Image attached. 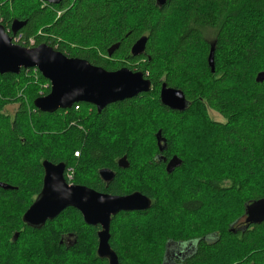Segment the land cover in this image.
Instances as JSON below:
<instances>
[{"label": "trees", "instance_id": "16d2710c", "mask_svg": "<svg viewBox=\"0 0 264 264\" xmlns=\"http://www.w3.org/2000/svg\"><path fill=\"white\" fill-rule=\"evenodd\" d=\"M120 1L61 0L59 3L51 4L42 0H0V24L13 42L20 35L16 43L29 46L30 37H34L35 43L31 46L47 43L68 57L83 58L107 70L126 66L133 71L143 72L152 85L149 92L110 103L99 112L89 103L78 102L70 108L49 113L42 112L33 105L36 97L48 93L50 89L49 81L36 68L21 69L19 74H0V81L6 82V85H2L5 87L2 95L0 94V182L11 186L9 189L0 187V255L2 252L5 255L4 261L0 258V264H12L20 252V240L26 235L34 238L33 248L42 254V257L39 254H30L34 264H67L70 260L82 261L83 255L92 244L94 245L92 258L89 257L87 261H92L93 264H108L107 259H101L96 255L97 228L86 224L74 208L63 210L40 228L24 226L22 215L33 202V198H25L24 192L29 189L34 191L32 194L36 196L42 184V161L34 158L37 154L35 151L39 148L43 149L41 154L46 160L65 163V170L77 159V173L79 172L76 175L77 179L82 170L92 171L94 178L82 184L96 191L109 194L140 191L149 197L151 200L149 209L120 211L111 217L109 244L117 255L118 264H128L127 258L137 264H163L167 240L185 238L170 235V237L163 235L160 238L158 232H152L153 228L148 230L147 234H138L135 231L134 238H127L125 233L129 222L133 221L131 219L137 217L144 220L143 216L156 209L165 211L162 222L173 219L175 214L183 218L187 214L193 215L218 207L214 195L226 197L225 200L228 202H235L238 207L235 214H240L244 213L246 202L264 198L261 189L251 186L247 180H242L230 168L216 164L208 167L205 163L204 166L208 169L189 168L184 164L182 155L178 156L175 146L176 134L180 130L182 138H187L190 145L198 147L197 157L205 162L207 160H211V163L223 162L230 158V152L236 155L232 150L237 151V147L249 151L255 159L264 158V81H255L256 74L264 70V0H165L162 5H158L156 0H125L127 4L124 6L119 5ZM132 4L140 5L143 12L136 17L128 16L130 18L128 20L127 13ZM181 9V23L173 32L170 44L164 51H160L159 43L163 28L170 16ZM58 12L60 14L56 17ZM13 19L25 21L15 34L10 31ZM117 19V26H114ZM239 20L245 22L248 32L240 30L238 33L240 36L232 39V31L235 32V25ZM40 28L48 35L45 36L43 33L37 35ZM142 35L147 37L145 51L142 55L133 56L130 54V46ZM210 36L214 39L209 40ZM93 39L97 40L98 50L75 45L80 42L88 43ZM71 42L74 43L73 46L70 45ZM250 43L255 44L245 65H251L252 60L259 54L261 65L241 69L243 64L239 66L237 64L233 67V70L236 68L233 75L235 79H232V76L228 77V73L221 71L222 64L217 61V52L234 53L236 50L234 59L236 63L244 57L243 51L237 53L238 49ZM113 44H117V47L109 55L107 49ZM194 44L203 45L205 53L209 51L211 44L215 45V70L211 73L207 67L204 68L202 76L205 77L203 81L205 87L201 92L198 91L200 80L197 72L186 70V63ZM226 44L229 47L224 46ZM218 73L222 75L215 79ZM27 74L38 77L41 86L44 84L45 88L42 87L40 90L36 88L25 97L21 90L25 92L26 88L22 87L18 79L27 77ZM241 78L243 80L239 84ZM227 80L230 84L222 86ZM161 82L183 91L189 102L185 110H172L160 103ZM217 88L230 89L231 98L221 97L216 92ZM242 92L243 98H239ZM152 95L156 96L152 99L156 106L152 118H157L153 131L155 134L161 129L165 138L166 148L162 155L166 159L175 155L181 161V164L169 173L166 172L161 160H155L156 155L160 153L154 134L149 157L138 162L132 156L133 143L139 139L138 135L134 136L133 143L123 141L119 142V147H112L108 141L109 135L107 138L104 135L96 136L95 133L96 130H100L99 126L107 129L106 125L113 124V116H119L122 109L131 105L137 108L140 99ZM11 103L18 104L15 113L13 115L4 113L5 106ZM86 106L94 110L97 121L94 122L95 128L92 130L73 122L77 116V108ZM138 109L142 110L140 107ZM208 109L221 115L224 122L211 119L207 114ZM160 114L166 116L173 125L174 136L166 134L163 125L160 124ZM192 114L194 117H190ZM57 116H60L59 123L62 125L59 134L56 133ZM27 119L33 122L28 123ZM50 120H54V123ZM128 120L130 121L125 129L128 133L135 134L134 129L137 127L134 122L138 119H132L130 116ZM143 129L141 124L138 131ZM193 139L196 142H193ZM227 141L233 143L231 149ZM59 142L60 147L57 144ZM221 149L230 151L227 155L216 158ZM123 155H126L128 162L125 168L119 167L116 161ZM12 166L14 167L11 168ZM103 167L114 172V177L109 182H104L98 175V170ZM127 173H133L141 183L125 187L124 177ZM161 178L165 180L168 189L174 184L186 182L184 189L180 187V194L173 193L172 200L175 201L173 205L178 210L173 214H170V195L164 192L160 184L156 186L149 183L157 182ZM226 181L230 183L226 184ZM69 217L76 218L74 224H79L80 227H72L68 221ZM220 217L223 219L224 215L221 214L210 221V224L201 231L208 233L218 228L223 233V239L212 245L201 243L196 255L185 264H231L225 255H222L221 262L218 259L224 252L227 240L237 247V252L233 254L234 264H264V220L253 224L251 229L242 234H230L227 226L234 216L227 214V219L219 223ZM57 220L62 224L58 225V230ZM59 232L61 234L72 232L74 242L67 247L59 244ZM16 233L17 236L14 237ZM191 235L201 236V233ZM148 236L149 241L146 239ZM156 238L158 239L155 240ZM91 242L93 243L89 245Z\"/></svg>", "mask_w": 264, "mask_h": 264}, {"label": "water", "instance_id": "95a60500", "mask_svg": "<svg viewBox=\"0 0 264 264\" xmlns=\"http://www.w3.org/2000/svg\"><path fill=\"white\" fill-rule=\"evenodd\" d=\"M42 1L56 4L61 0ZM164 2L165 0H156L158 5ZM24 24L25 21L13 19L10 25L11 33L15 34ZM146 42L147 37L140 36L131 45L130 54L133 56L143 54ZM116 47L117 44L111 45L107 49L108 54L110 55ZM214 51L215 45L211 44L207 55L211 73L215 70ZM29 68H36L49 81L48 93L33 100L34 107L42 112L67 109L78 102L89 103L99 112L110 103L149 92L152 86L143 72L133 71L126 66L107 70L86 59L68 57L47 43L35 46L19 45L12 41L0 24V74H19L21 69ZM255 81H264V70L256 74ZM159 100L162 105L177 111H183L189 105L181 89L167 86L165 82L160 85ZM154 136L157 149L161 153L166 148L161 129H158ZM180 164V159L173 155L165 170L169 173ZM41 165L43 168L41 189L23 213L22 221L30 227L40 228L63 210L74 208L81 214L86 224L100 227L96 232V255L101 259H107L108 264H118L117 255L109 244L111 217L120 211L149 209L151 205L149 197L140 191L109 194L86 185L69 184L64 178L65 163H53L44 159ZM117 165L121 168L128 166L126 155L118 159ZM98 174L104 182H109L114 177V172L106 167L100 168ZM0 187L11 188L10 185L1 182ZM245 211L248 215L247 221L253 223L263 221L264 198L251 201L246 205Z\"/></svg>", "mask_w": 264, "mask_h": 264}, {"label": "rangeland", "instance_id": "374dc122", "mask_svg": "<svg viewBox=\"0 0 264 264\" xmlns=\"http://www.w3.org/2000/svg\"><path fill=\"white\" fill-rule=\"evenodd\" d=\"M122 4L124 6V4H127V3H125V0H121L119 5H122ZM11 9H13V8H11ZM181 11H182V9L175 12L173 15H171L170 19L165 24V27L163 28V31H162L161 36H160V43H159L160 51L161 50L164 51L167 48L168 44H170L173 32L176 31V29H178V26L181 23V15H182ZM142 12H143V9H141L140 5L132 4L131 9H129V11L127 13V19L130 20L129 17H136L137 15L141 14ZM59 14H60V12L57 13L56 17H58ZM117 21H118V19L115 21L114 26H117L116 25ZM238 27L240 28L239 30H238ZM245 27H246L245 22L243 20H239L238 24L235 25V32L232 31V39L238 38L240 36V35H238L240 30L242 32L247 33L248 31H247V28H245ZM42 33H43L42 29L40 28L36 34L40 35ZM43 34L45 36L48 35L46 33H43ZM213 39H214V37H211L209 40H213ZM34 43H35V38L30 37V41H28V45L29 46H30V44L34 45ZM254 44L250 43V44L244 45L243 47L238 49L237 53L240 51H243L244 57L241 58L238 62L236 61V63L234 62V59L236 57V53H235L236 50H234V53L231 51L221 52V53L217 52V61L222 64L221 71H225L226 73L229 74L228 77L232 76L231 78L235 79V76H233V75H235L234 73H235L236 68L233 70V67L236 66L237 64H238V66L243 64L241 69H245L246 67L250 68L251 65H253V66L261 65L260 64L261 63V55L260 54L257 58L252 60L251 65H247V66L245 65L246 64L245 61L250 58L249 52H253L252 48H253ZM70 45L73 46L74 43L71 42ZM75 45L77 47L81 46L84 48H95L96 50H98L97 49L98 48L97 40H95V39H93L92 41L89 40L88 43L80 42V44H75ZM224 46L229 47V45H227V44ZM207 55H208V52L205 53L203 51V45L194 44L191 47L190 55H189L187 63H186V68H187L186 70L187 71L192 70L193 73L197 72V74H198V77L200 80L199 90H198L199 92H201V89H203L205 87V83L203 82L205 77L202 76L204 74V71H205L204 68L207 67L209 69V66L207 64ZM237 56H239V55L237 54ZM220 75H222V74L218 73L215 76V79L218 78ZM26 76L27 77L23 78L24 80L18 79V82L22 84V87L26 88L25 92H24V90H21V93L24 94L25 97H27L29 95V92H32L36 88H39V90L42 89V87L45 88V85L43 83H42L43 85L41 86V84H40L41 81H39L38 77H34V76H32V74L30 76H29V74H27ZM186 76L189 77V75H186ZM243 78H245V77H243ZM185 79H183V81ZM242 80L243 79L241 78L239 81V84H241ZM3 84L6 85L5 80L0 81V94L1 95L3 92V88L5 87V86H2ZM226 84H230L229 80H227L225 83H223L222 86L225 87ZM216 92L221 97L231 98L230 89L217 88ZM243 94L244 93L242 92L241 95L239 96V98H243ZM153 97L156 98L155 95L148 96L145 99L139 98L140 101L137 104V108H135L134 105H131V106H128V107L122 109L121 112H119V116H113V119H114L113 124L106 125L107 129L104 128L103 126H99L100 130L95 131L96 136L104 135L108 138V135H109L110 138L108 139V141L113 145L112 147H119V145H118L119 142L124 141V142H128L129 144L133 143L132 140H133V138H135L134 136L138 135L137 137L139 139L136 141V143L135 142L133 143L134 148H132L133 149L132 156L138 162L140 160L146 158V157H149L148 154H149V151L151 149V146L153 143V138H154V137H152V135L154 134L153 129L155 128L154 125H156L155 121H157V118H152V116L155 115L154 108H156V106L154 105V101L152 100ZM139 104L141 106H138ZM17 107H18L17 103L8 104L3 109V112L6 114H9V115H13L15 113ZM139 107L142 108L141 111H139V109H138ZM77 109H78L77 110V116L73 122L76 124H79V126L85 125V126H87L86 128H88L89 130L94 129L95 128L94 122L95 123L97 122V121H95L94 110L88 106L83 107V108L78 107ZM158 110H159V108H158ZM207 114L209 115V117L211 119H213L215 121H220L221 123L224 122V118L221 115H219L217 112H215L214 110L208 109ZM130 116L132 119H138L136 122H134L136 124V127H137L136 129H134L135 134L130 133V132L128 133V131H126V129H125V126L130 121V120H128V117H130ZM160 117H161V120H160L161 123L160 124L163 125V128H164L166 134L168 136H170V135L174 136L175 135L174 134V128H173V125L170 123L169 119L167 120L166 116H163L161 114H160ZM190 117H194V115L192 114ZM59 119H60V116H57V130H56L57 134L61 133V130H62L61 129L62 125L59 123ZM29 121H32V120L27 119L28 123H29ZM50 122L54 123V120H50ZM73 122H72V124H73ZM138 123H140V124H138ZM141 124H142V127L144 129L141 131H138V128ZM108 130H111V131H108ZM181 133L182 132L179 130V132H177V134H176L177 140H175V146H176L178 156L181 157V155H182L181 158L183 159L184 164L187 165L189 168L195 167V168H200V169L201 168L208 169L207 167L204 166V163L208 167H210L211 164L221 165L223 167L230 168L242 180H247L251 186H256L258 189H261L264 192V158L255 159V158H253L252 154L249 151H246L245 149H240L237 147V151L232 150L236 155H233V153L230 152V154H231L230 158L225 159L223 162L211 163V160H207V162H205L202 159H198V157H197L198 147L196 148L195 146L190 145L187 141V138L186 139L182 138V136L180 135ZM209 139L211 140V138H209ZM194 141L195 140L193 139V142ZM60 143L61 142L57 143L59 145V147H60ZM195 145H197V143H195ZM201 145H202L201 146L202 149H204L203 144H201ZM227 145L231 149L233 143L227 141ZM222 151H223V153H222ZM229 151L221 149V153L218 154V157H216V158H219V156L227 155L229 153ZM35 152H37V154L34 158L39 159V161L40 160L43 161L45 159L43 157V155L41 154L43 152V149H41V148L36 149ZM31 156L33 157V155H31ZM77 161L78 160L75 159L74 162L70 163L69 166H67V171H66L64 176L67 178L69 183L73 182V183L82 184V183H86L89 180L93 179L94 178L93 172L87 171L86 169L81 171L80 177H79V179H77L76 175L79 174V172L77 173V169H78ZM212 162H213V160H212ZM13 167L14 166H12L11 168H13ZM74 181H77V182H74ZM164 181L165 180H163V178H161L157 182H154V183L149 182V183L152 185L156 184V186H158V184H160L161 187H163L162 189L164 190V192L170 195V197H171V199H169V202H171L170 203V205H171V213L170 214H173L176 211H178L176 209L175 205H173V203H175V201L172 200L173 193L178 195V193L181 191L180 187L182 189H184V185H186V182L183 181L182 183H179V181H178L177 183H179V184H174L171 189H168L167 185H166V183H164ZM228 182L230 183V181H226L225 183L227 184ZM133 183L140 184L141 181L139 179H136V177L134 176L133 173H127L124 177V186L125 187H129V186L131 187ZM33 192L34 191H30L29 189H26V191L24 192L25 198H28V199L33 198V200H34L36 196L34 194H32ZM247 193H248V190H247ZM245 196H247V195H245ZM213 198H214V200H217L218 207H214L212 209H208L205 211H200V212H197L193 215L187 214L183 218L178 217V214H175L173 216L174 217L173 219H167L164 222H162V218L164 217L165 211L163 209H156V210H152L150 213L143 216L142 219H144V220H139V219H137V217H136V219L135 218L131 219L133 221L129 222V224H128V227H127L126 233H125L126 237L127 238H134L136 236V232H138V234L139 233L147 234L148 230H150L152 228H153L152 232H158L159 233L158 236L160 238L163 235L186 237L190 234H196V233L202 232L201 230H203V228L206 227L207 224H210V221L215 220L216 218H218L219 215L221 216V214H223L224 217H223V219H221V217L219 218V223L227 219V214L229 216L230 215L234 216L235 211L238 208V207H236L235 202L234 203L228 202L225 200L226 197H223V196L218 197V196L214 195ZM220 199H221V201H219ZM166 206L167 205H164V207H166ZM222 206H224V207H222ZM169 212H170V210L168 209V213ZM148 218H149V220H148ZM75 220H76V218H74V217L68 218V221H70V223L72 224V227H74V226H75V228L80 227L79 224L78 225L74 224ZM60 222H61L60 220H57V222H56L57 230L59 229V226L62 225ZM144 222H145V225H144ZM148 235H150V234H148ZM126 237L124 240L127 239ZM33 239H34L33 237H29L28 235L22 237V239L20 240V244H19L20 252L16 255V258L13 260L12 264H34L35 263L34 260L30 259L31 253L32 254H34V253L39 254L42 257V254H40L41 252L39 250H34V248H33L34 244L32 245ZM146 239L149 241V236ZM157 239L158 238H156L155 240H157ZM92 243L93 242H91L89 245H91ZM226 243H227V245H225L224 252H223V254H221L218 257V259L221 262L222 261V255H225V257L230 261V263L232 262L231 264H234L235 261H233L234 260L233 254H235L237 252L236 244L232 243L230 240H227ZM93 248H94V245L92 244L91 247L89 248V250L85 253V255H83L82 261H79V260H76V261L72 260L71 261L70 260L69 262L67 261V264H91L92 261L89 262V261H87V259L89 257L92 258ZM36 251H39L40 253H37ZM0 256H1L0 258L4 260L5 255H3V252H2V255H0ZM127 260H128V264H137L135 261L131 260L130 258H127ZM92 264H93V262H92Z\"/></svg>", "mask_w": 264, "mask_h": 264}, {"label": "flooded vegetation", "instance_id": "af4514ba", "mask_svg": "<svg viewBox=\"0 0 264 264\" xmlns=\"http://www.w3.org/2000/svg\"><path fill=\"white\" fill-rule=\"evenodd\" d=\"M130 48H131V46H130ZM171 87H173V86H171ZM162 144H163V142H162ZM162 153L163 152H161L160 154H157L155 157V160H161L164 164V167H165L166 164L168 163L170 157L168 159H166L162 155ZM119 158H117L116 161H118ZM65 171L66 170H64V175H65ZM64 178L69 183V181L67 180V178L65 176H64ZM72 183L73 182H70L69 184H72ZM73 184H76V183H73ZM250 202L251 201L246 202L244 207H246V205L249 204ZM247 217H248V215H247L246 211H244V213L241 212L240 214H234V218L230 222H228V226H227L228 232L230 234H242L243 232L251 229L252 225L255 223H253L251 221H247L246 220ZM81 218H82V216H81ZM23 223H24L25 227L28 226L25 222H23ZM95 227L97 228V230L100 229L99 226H95ZM97 230H96V232H97ZM199 233H201V236L200 235L194 236V235L190 234L182 240H176V239L167 240L166 245H165V250H164V260H165L164 264H185L188 260H190L192 257H194L196 255L201 243H205L206 245H212V244L220 242L221 239H223L222 238L223 233L218 228H216L214 231H210L208 233H202V232H199ZM16 236H17V233H16V235H14V237H16ZM96 236H97V234H96ZM59 237H60L58 240L59 244H63L65 247L70 246L75 240V237L73 236L72 232H69L66 234H61L59 232ZM96 248H97V246H96ZM2 261H4V260L2 259ZM244 264H251V263H244Z\"/></svg>", "mask_w": 264, "mask_h": 264}, {"label": "built area", "instance_id": "2783aa9c", "mask_svg": "<svg viewBox=\"0 0 264 264\" xmlns=\"http://www.w3.org/2000/svg\"><path fill=\"white\" fill-rule=\"evenodd\" d=\"M19 38H20V35H18V36L14 39V40H15L14 42H16L17 40H19ZM29 41H30V39H29ZM31 45H33V44H30V46H31ZM75 155H77V154L75 153ZM66 171H67V168H66ZM66 171H65V173H66Z\"/></svg>", "mask_w": 264, "mask_h": 264}]
</instances>
